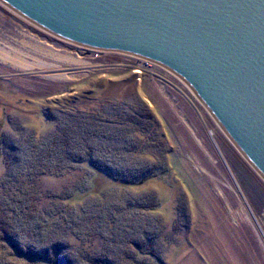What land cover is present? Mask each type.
Listing matches in <instances>:
<instances>
[{"label":"rangeland","instance_id":"rangeland-1","mask_svg":"<svg viewBox=\"0 0 264 264\" xmlns=\"http://www.w3.org/2000/svg\"><path fill=\"white\" fill-rule=\"evenodd\" d=\"M1 47L54 66L24 71L0 59L4 144L43 142L67 111L95 113L117 136L106 140L108 156L130 182L86 164L39 176L31 223L18 225V244L0 240V264H55L19 248L56 243L67 246L52 255L60 264H264V179L182 77L142 56L67 41L0 2ZM58 69L75 78L49 76Z\"/></svg>","mask_w":264,"mask_h":264},{"label":"water","instance_id":"water-1","mask_svg":"<svg viewBox=\"0 0 264 264\" xmlns=\"http://www.w3.org/2000/svg\"><path fill=\"white\" fill-rule=\"evenodd\" d=\"M77 45L173 70L264 179V0H0Z\"/></svg>","mask_w":264,"mask_h":264},{"label":"trees","instance_id":"trees-1","mask_svg":"<svg viewBox=\"0 0 264 264\" xmlns=\"http://www.w3.org/2000/svg\"><path fill=\"white\" fill-rule=\"evenodd\" d=\"M146 114L147 117H152L150 113ZM64 115L52 136L43 142H30L29 147H23L22 143L18 144L17 142L6 146L0 128V155L4 156L3 145L12 152L3 157L5 172L0 175L2 176L0 177V196L2 198L0 199V240L6 239L11 243L18 244L17 227L22 223L26 225L31 223L30 219L33 214H28L29 203L34 207L33 199L39 194L36 180L41 175L60 176L76 165L86 164L91 170L106 174L117 183L130 182L127 170L114 163V159L108 156L111 151L106 140L115 136L107 129L108 121L103 120L100 115L95 113L76 114L73 111H67ZM120 150L116 151L120 152ZM129 151L133 150L129 149ZM96 152L98 155L95 154ZM3 201H7V203ZM59 245L58 243L49 244L43 248L52 250V254L43 249H33L31 246L19 248V253L26 258L31 257L33 260H50L55 264H60L58 261L51 260L52 255H54L53 257L57 256L67 247L64 244V246ZM65 261L66 264H74L71 258Z\"/></svg>","mask_w":264,"mask_h":264},{"label":"bare ground","instance_id":"bare-ground-1","mask_svg":"<svg viewBox=\"0 0 264 264\" xmlns=\"http://www.w3.org/2000/svg\"><path fill=\"white\" fill-rule=\"evenodd\" d=\"M84 46V45H82ZM89 48V46H85ZM57 58L65 61H71L74 63H78L79 65L85 66L89 64L88 62L82 60L81 58H75L70 55H58L56 56ZM0 59L3 62H9L13 67H17L19 69H22L24 71H31L32 69L39 68V69H44V68H50L54 67L53 64L47 63L43 60L33 58L32 61L26 59L19 51L16 49L10 48V49H5L3 47L0 48ZM91 65V64H90ZM92 67H97L99 65H91ZM57 70V69H56ZM90 71V69H83L80 71L81 73L87 74ZM75 72L71 71H64L61 69H58L53 74H50V77L53 78H58V79H72L75 78Z\"/></svg>","mask_w":264,"mask_h":264},{"label":"flooded vegetation","instance_id":"flooded-vegetation-1","mask_svg":"<svg viewBox=\"0 0 264 264\" xmlns=\"http://www.w3.org/2000/svg\"><path fill=\"white\" fill-rule=\"evenodd\" d=\"M237 148V147H236ZM238 149V148H237ZM239 150V149H238ZM240 151V150H239Z\"/></svg>","mask_w":264,"mask_h":264}]
</instances>
